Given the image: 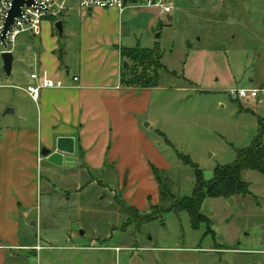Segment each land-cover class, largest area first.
Masks as SVG:
<instances>
[{
	"label": "rangeland",
	"instance_id": "obj_1",
	"mask_svg": "<svg viewBox=\"0 0 264 264\" xmlns=\"http://www.w3.org/2000/svg\"><path fill=\"white\" fill-rule=\"evenodd\" d=\"M172 1L179 16L173 26L160 22L148 25L147 16L142 15L141 22L146 23L141 25L139 18L127 24L129 34L124 43L126 47L158 46L162 63L176 72L177 76L161 72L158 86L146 95L148 103L139 125L156 151L151 156L145 154L146 159L160 170L167 196L179 199L191 195L195 178L194 168L177 154L210 179L216 167L232 164L239 151L251 145L259 119L264 121V101L241 103L228 97L227 91L235 88H230V77L237 60L231 49L234 46H226V54L217 51V38L209 32L207 21L216 18V0ZM238 1L249 4V20L264 33V0ZM70 3L74 8L66 20L78 25L81 9L77 0ZM143 8L156 7L129 9L124 18L130 20L131 13L136 16ZM31 35L22 33L16 38L14 79L6 75L8 82L15 83L17 71L26 69L17 64L16 51ZM249 40L242 37L238 45L264 44V36L253 35ZM0 73L6 74L1 56ZM258 106L262 107L261 114L256 111ZM139 165L123 166L127 171L134 168L131 196L125 201L126 185L119 187L122 166L69 169L42 162L34 236L43 245L83 247L78 252L51 253L53 264H72V260L75 264H264V175L243 170L250 193L206 198L201 212L209 227L201 222L194 229L186 212L167 211L169 202L161 201L150 166ZM127 171L123 172L126 184ZM146 175L156 181L149 198L141 193L148 189L143 183ZM132 201L140 209L144 207L149 216H139L130 207ZM29 258V264H40L35 254Z\"/></svg>",
	"mask_w": 264,
	"mask_h": 264
},
{
	"label": "crops",
	"instance_id": "obj_2",
	"mask_svg": "<svg viewBox=\"0 0 264 264\" xmlns=\"http://www.w3.org/2000/svg\"><path fill=\"white\" fill-rule=\"evenodd\" d=\"M136 2L127 0L128 5ZM216 2V18L207 21V26L217 38V51L221 49L226 54L225 47L234 46L230 48L236 52L237 62L230 77V88H264V44L238 45L242 37L250 42L253 35L264 36L249 20V4L238 0ZM165 3L172 6L168 14L157 7L143 8L136 16L130 12V20L124 15L136 7L127 8L122 15L114 9L80 10L78 25L66 20L74 8L69 3L59 19L62 36L52 21H43L40 34L26 37L24 46L16 51L17 64L26 69L17 71L15 83L8 82L6 74L0 73V264H29L31 254L39 258L40 264L42 260L43 264H53L51 253L78 252L83 248L72 244L43 245L34 236L37 221L33 215L41 179L39 166L47 161L40 152L42 148L54 151L58 137L74 138V153L70 155L73 163L56 166L48 162L49 165L69 169L122 166L119 187L126 185L125 201L131 196L134 168L127 171L123 166H140L139 163L143 167L155 166L145 154L151 156L156 151L139 125L148 103L146 95L152 88L120 85L119 48L126 44L127 24L139 18L141 22L142 15L147 16L148 25L160 22L173 26L179 18L177 7L172 0ZM189 40L188 35L185 43ZM58 52L62 53L61 57ZM33 73L59 80L64 87L42 89L38 101L34 102L22 90L35 83L31 78ZM8 78L14 79L12 73ZM256 111L261 114L262 107L258 106ZM143 183L148 189L141 191L142 196L149 198L154 194L156 181L146 175ZM131 205L145 212L136 201ZM70 263L75 264L73 260Z\"/></svg>",
	"mask_w": 264,
	"mask_h": 264
},
{
	"label": "trees",
	"instance_id": "obj_3",
	"mask_svg": "<svg viewBox=\"0 0 264 264\" xmlns=\"http://www.w3.org/2000/svg\"><path fill=\"white\" fill-rule=\"evenodd\" d=\"M59 19L50 18L49 20L55 23ZM61 54V52H58V57H61ZM119 54L122 61L120 85L124 88L156 87L163 71L169 75L177 76L176 72L167 70L162 63V52L158 46L152 48H144L139 45L133 47L121 46ZM123 62H127L126 67H123ZM258 123L259 130L251 145L239 151L237 159L232 164L216 167L210 179H205L202 171L189 159L179 153L177 154L185 164L194 168V187L189 196H181L179 199L168 197L164 190L167 185L163 182L160 170L150 165V170L160 188L161 201L169 202L167 211L176 214L181 211L186 212L194 229L198 228L201 222H206L209 227L208 220L201 212L202 204L206 198H227L234 195L244 196L250 193L249 184L242 178V171L250 169L264 175V121L259 119ZM130 207L134 206L130 205ZM133 209L138 211L137 213L141 217L149 216L148 213L140 211L136 207ZM153 219L155 218L150 220ZM150 220L148 219L145 222Z\"/></svg>",
	"mask_w": 264,
	"mask_h": 264
},
{
	"label": "built area",
	"instance_id": "obj_4",
	"mask_svg": "<svg viewBox=\"0 0 264 264\" xmlns=\"http://www.w3.org/2000/svg\"><path fill=\"white\" fill-rule=\"evenodd\" d=\"M31 4H23L19 16L15 17L5 32L4 25L8 17V12L12 6V0H0V54L2 52H11L14 49L16 38L22 33L39 35L43 21L59 19L67 9L70 0H31ZM78 7L81 10L89 11L95 8L114 9L119 15H122L127 8L140 6L157 7L162 13L171 12L172 6L166 4L163 0H146L144 4L128 5L127 0H77ZM34 84L22 88L24 92L34 102L38 101L40 91L45 88H62L63 82L47 77L45 74H31ZM77 80V77H74ZM228 97L236 102H254L264 101V88L256 87H235L227 91Z\"/></svg>",
	"mask_w": 264,
	"mask_h": 264
},
{
	"label": "water",
	"instance_id": "obj_5",
	"mask_svg": "<svg viewBox=\"0 0 264 264\" xmlns=\"http://www.w3.org/2000/svg\"><path fill=\"white\" fill-rule=\"evenodd\" d=\"M31 0H12V6L8 12V17L4 25V34L2 41L5 38V32L9 25L13 22L14 18L19 16L20 9L23 4L30 5ZM54 27L58 35L62 36V22L60 20L54 23ZM3 62V70L7 76L11 75V66L13 55L11 52H2L0 54ZM127 66V62H123V67ZM74 153V138L72 137H58L55 141V150L51 151L48 148H42L40 154L46 158V160L56 166H71L73 158L70 156ZM66 155V156H65Z\"/></svg>",
	"mask_w": 264,
	"mask_h": 264
}]
</instances>
